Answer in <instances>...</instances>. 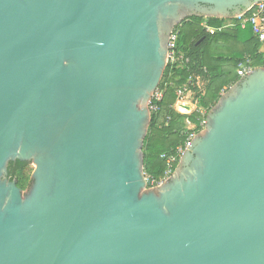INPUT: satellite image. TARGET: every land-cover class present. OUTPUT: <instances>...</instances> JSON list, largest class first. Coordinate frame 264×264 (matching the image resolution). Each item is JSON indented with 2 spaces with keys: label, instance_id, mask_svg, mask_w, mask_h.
Listing matches in <instances>:
<instances>
[{
  "label": "water",
  "instance_id": "obj_1",
  "mask_svg": "<svg viewBox=\"0 0 264 264\" xmlns=\"http://www.w3.org/2000/svg\"><path fill=\"white\" fill-rule=\"evenodd\" d=\"M261 1L0 0V264H264V67L170 178L148 188L143 165L173 29Z\"/></svg>",
  "mask_w": 264,
  "mask_h": 264
},
{
  "label": "trees",
  "instance_id": "obj_2",
  "mask_svg": "<svg viewBox=\"0 0 264 264\" xmlns=\"http://www.w3.org/2000/svg\"><path fill=\"white\" fill-rule=\"evenodd\" d=\"M249 15L251 12L245 17ZM205 21L209 26L219 28L226 20L190 17L175 27L178 30L176 53L183 55L184 61L168 63L164 70L158 86L163 94L162 100L156 103L157 111H150V124L143 144L144 173L156 181L162 179L166 169L162 156L173 154L186 140L185 121L195 124L197 132L201 130L197 121L198 112L187 116L173 109L176 92L189 81L195 84L196 78H199L204 82L203 91L195 85L191 90L195 92L198 107L208 111L216 105L225 89L237 83V68L246 57H249L252 68L264 67V53L260 52L262 44L253 35L249 24L241 28L237 22L233 29L209 35L201 27ZM28 165L19 161L7 165L8 179L16 181L22 191L30 185L25 175Z\"/></svg>",
  "mask_w": 264,
  "mask_h": 264
},
{
  "label": "built area",
  "instance_id": "obj_3",
  "mask_svg": "<svg viewBox=\"0 0 264 264\" xmlns=\"http://www.w3.org/2000/svg\"><path fill=\"white\" fill-rule=\"evenodd\" d=\"M251 12V15L245 17V15ZM238 25L241 28H244L245 25H250L252 28V33L253 35L257 38L259 43L264 44V0L254 4L244 15L238 16L236 18L227 20V24L223 23L221 27L219 28H214L211 27L207 24V22H203L201 24L202 29L204 30L205 33L209 35H214L218 32L224 31L228 28H235ZM178 38V30L173 29L171 32L169 42H168V63L170 64H176V63H181L184 61L183 55H179L176 53V41ZM187 61V60H186ZM252 67L250 66V59L249 57L245 58V62L239 64L237 68V77L238 79L243 78L245 75L250 73L252 71ZM195 85L200 89V86L204 85V82L201 81L199 78H196L195 84H193L191 81H189L186 85H184L181 89H179L176 92V102L173 106V109L176 110L177 104H182V105H187L190 107L191 111L188 113L187 116L192 114L193 112H198L199 117L197 118L198 121V126L202 129L204 126V120L205 116L207 114V110L198 107L197 105V100L195 98V92L191 90V87ZM226 90H224L221 94H223ZM162 92L158 90V88L155 90V92L152 95L151 101L149 103V109L150 111H157V104L162 100ZM187 97L186 101L185 98ZM152 101L154 104H151ZM179 113V112H178ZM187 131L184 133L186 136V140L183 145L178 146L173 154L171 155H163L162 158L166 162V169L164 171L163 177L161 180L156 181L150 176H146L145 174V179L147 183L148 188H155L159 185H161L164 181H166L168 178H170L173 173H174V166L178 164L179 158L183 154L184 150L189 146L191 143L192 139L196 136L197 132V127L195 124L191 123L189 120L185 121Z\"/></svg>",
  "mask_w": 264,
  "mask_h": 264
},
{
  "label": "rangeland",
  "instance_id": "obj_4",
  "mask_svg": "<svg viewBox=\"0 0 264 264\" xmlns=\"http://www.w3.org/2000/svg\"><path fill=\"white\" fill-rule=\"evenodd\" d=\"M224 23H226L227 24V20L224 22ZM221 54V53H220ZM235 70V69H234ZM200 89L203 91V89H204V85L203 86H200ZM225 90H227V89H225ZM151 119V118H150ZM203 129V128H202ZM201 129V130H202ZM148 133V132H147ZM33 170H34V167L32 166V165H28V168H27V170L25 171V175L28 177V180L30 181V176H31V174H32V172H33ZM26 190V189H25ZM25 190H23V191H25Z\"/></svg>",
  "mask_w": 264,
  "mask_h": 264
},
{
  "label": "bare ground",
  "instance_id": "obj_5",
  "mask_svg": "<svg viewBox=\"0 0 264 264\" xmlns=\"http://www.w3.org/2000/svg\"><path fill=\"white\" fill-rule=\"evenodd\" d=\"M176 110L181 113H189L191 111L189 108H186L185 105H177Z\"/></svg>",
  "mask_w": 264,
  "mask_h": 264
},
{
  "label": "crops",
  "instance_id": "obj_6",
  "mask_svg": "<svg viewBox=\"0 0 264 264\" xmlns=\"http://www.w3.org/2000/svg\"><path fill=\"white\" fill-rule=\"evenodd\" d=\"M229 29H233V28H228L226 30H229ZM260 52H263L264 53V44H262V48L260 49ZM187 97L185 98V101H186ZM178 105V104H177Z\"/></svg>",
  "mask_w": 264,
  "mask_h": 264
}]
</instances>
